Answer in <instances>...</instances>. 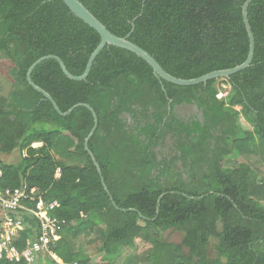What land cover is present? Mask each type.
<instances>
[{
    "label": "trees",
    "instance_id": "trees-1",
    "mask_svg": "<svg viewBox=\"0 0 264 264\" xmlns=\"http://www.w3.org/2000/svg\"><path fill=\"white\" fill-rule=\"evenodd\" d=\"M79 1L176 78L233 69L249 55L247 0ZM248 19L250 67L206 84L168 83L143 59L110 45L84 81L70 80L55 60L35 68L33 82L62 112L79 104L96 112L88 146L100 175L85 149L92 112L59 115L27 73L54 55L82 76L101 36L63 0H0V58L13 66L9 90L0 81V152H20L16 164L0 162V187H36L45 201L58 202L53 215L65 225L51 251L61 262L114 264L127 249L145 264H264V0L250 4ZM191 105L200 117L176 112ZM35 142L43 145L34 149ZM23 221L15 241L21 251L40 229L27 213ZM169 230L182 233L180 243L164 237ZM93 235L94 261L78 245ZM138 242L148 246L142 255ZM38 260L58 264L45 254ZM0 264L27 263L4 256Z\"/></svg>",
    "mask_w": 264,
    "mask_h": 264
},
{
    "label": "built area",
    "instance_id": "built-area-1",
    "mask_svg": "<svg viewBox=\"0 0 264 264\" xmlns=\"http://www.w3.org/2000/svg\"><path fill=\"white\" fill-rule=\"evenodd\" d=\"M42 145V142H35L32 144V148L36 149ZM23 155L25 156V151H23ZM60 176L61 171L58 169L56 178H60ZM58 206L57 201H45L36 187L31 189L27 186L15 189L0 187V209L4 213L0 226V258L5 256L10 261L25 260L27 264H39V257L45 254L58 264H65L51 251V246L62 238L61 232L65 225L64 221L53 215ZM24 213L35 217L40 223V229L38 235L28 242L27 247L21 251L15 245V241L25 230Z\"/></svg>",
    "mask_w": 264,
    "mask_h": 264
},
{
    "label": "water",
    "instance_id": "water-1",
    "mask_svg": "<svg viewBox=\"0 0 264 264\" xmlns=\"http://www.w3.org/2000/svg\"><path fill=\"white\" fill-rule=\"evenodd\" d=\"M65 4L68 6V8L71 10V12L77 16L80 20H82L85 24H87L89 27L94 29L98 34L101 36V43L98 46V48L92 53V55L89 58L86 71L82 76H74L72 75L67 67L65 66L64 62L59 58L58 56L50 55L46 57H42L38 61H36L28 70L27 73V81L28 83L39 93L43 94V96L52 103L54 109L58 112L61 116H68L71 114L76 108L78 107H85L89 109L93 116H94V127L88 136V138L85 141V149L89 153L93 163L98 169L99 174L101 175V169L96 161V158L92 154V152L89 149V141L94 135L95 131L98 128V116L96 112L87 104H79L74 107H72L69 111L66 113L62 112L56 102L53 100V98L50 96L49 93H47L45 90L37 86L33 80H32V73L35 70L37 66H39L41 63L47 61V60H55L59 63L61 70L63 73L73 81H84L88 78L89 73L91 71L92 65L95 61V59L98 57V55L101 53V51L107 46H114L123 50H126L130 53L135 54L139 58L143 59L152 69L155 75H157L159 78L163 79L164 81L177 85L182 87H190V86H196L201 84H206L207 82L214 80V79H221V78H229L230 76L239 73L242 70L247 69L250 67L255 53V38L254 34L251 28V25L249 23L248 19V8L250 4L254 0H247L243 5V21L245 28L247 30L248 36H249V55L247 60L242 64L239 65L233 69H227V70H220L216 72H212L210 74L204 75L200 78L196 79H190V80H184L180 78H176L170 74H168L159 64L158 62L144 49L140 48L139 46L135 45L134 43L130 42L127 38H120L112 34L79 0H63ZM197 108V106H195ZM103 186L105 190L108 192V188L106 187L104 180L102 179ZM112 200V198H111Z\"/></svg>",
    "mask_w": 264,
    "mask_h": 264
},
{
    "label": "rangeland",
    "instance_id": "rangeland-1",
    "mask_svg": "<svg viewBox=\"0 0 264 264\" xmlns=\"http://www.w3.org/2000/svg\"><path fill=\"white\" fill-rule=\"evenodd\" d=\"M12 64L6 60L0 58V81L3 85V88L5 91L9 90L10 84H11V76H10V70L12 68ZM226 88V87H224ZM224 95L227 93L226 91H223ZM176 112L182 116V117H190L194 115H198L200 117V113L198 109L194 106H181L176 109ZM242 124L246 129H251L250 125L242 119ZM20 159V152L14 151L11 154H2L0 153V161L6 164H16ZM262 178V177H260ZM164 237L171 242L174 243H180L182 240V233L179 232H173L172 230L167 231L164 234ZM91 243V244H90ZM216 243L215 240L211 241V248H213V245ZM78 245H82V247L85 249V252H88L92 255V259L98 260L100 257L99 252L97 251L99 247V239L96 235L91 236L88 240H85L84 238H81L79 240ZM148 249V246L144 243L138 242V250L137 255H142L146 250ZM213 252L211 253V256H213ZM134 253H132L130 250L125 249L121 256L115 261L114 264H145L144 261H135L133 260Z\"/></svg>",
    "mask_w": 264,
    "mask_h": 264
},
{
    "label": "crops",
    "instance_id": "crops-1",
    "mask_svg": "<svg viewBox=\"0 0 264 264\" xmlns=\"http://www.w3.org/2000/svg\"><path fill=\"white\" fill-rule=\"evenodd\" d=\"M0 153H1V152H0ZM2 154H4V153H2ZM0 162H2V161H0ZM3 217H4V213H3V211L0 209V220H1V221H2Z\"/></svg>",
    "mask_w": 264,
    "mask_h": 264
}]
</instances>
